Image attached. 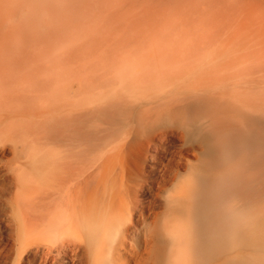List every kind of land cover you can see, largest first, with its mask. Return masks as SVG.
<instances>
[{"label": "bare ground", "instance_id": "obj_1", "mask_svg": "<svg viewBox=\"0 0 264 264\" xmlns=\"http://www.w3.org/2000/svg\"><path fill=\"white\" fill-rule=\"evenodd\" d=\"M213 3L253 30L198 42L209 82L185 89L193 76H171L159 31L130 27L131 15L126 34H108L91 24V0H0V164L12 179L15 264H264V0ZM133 4L186 14L206 2ZM98 32L106 58L91 61ZM119 111L135 123L123 137ZM89 117L91 150L78 152ZM164 117L179 124L183 150L153 174Z\"/></svg>", "mask_w": 264, "mask_h": 264}, {"label": "rangeland", "instance_id": "obj_2", "mask_svg": "<svg viewBox=\"0 0 264 264\" xmlns=\"http://www.w3.org/2000/svg\"><path fill=\"white\" fill-rule=\"evenodd\" d=\"M204 1L206 2L205 6L201 5V7H197L192 11H188L186 14L182 12H156L147 13L149 15H145L144 13H146V11L142 8L138 10L133 4L134 0H91V24L92 22L95 23V25L98 24V22L99 24L102 23L103 30H105L108 34L120 33L119 30L121 31V34H126L122 33V29L126 27L125 17L131 15L129 18L135 20L134 23L130 22V27L140 29V31L145 30L146 32L159 31L158 33H160V38L162 39L159 42L167 45V48H165L162 52L163 57L168 59L170 58L171 60H169L173 65H171V76L192 75L195 81L191 80L189 83L180 85V87L185 89L201 88V80L209 82L205 80L207 77H205L203 74V69L208 66L203 62L209 57L205 56L207 52L205 47L196 48L195 45L198 42L206 40L210 34L214 33V31L227 29V27H230L229 29L232 30H244L245 28H248L249 30L251 28L253 30V27L250 25L251 23L247 20V17L243 18L238 15H231L230 17H233L228 22L227 20L230 17L226 18V16L221 15L220 12V14H218V12H214V0H211L209 3L207 0ZM107 16L110 20H106L104 22ZM111 17H114L115 19L112 20ZM223 22H226V24H223ZM245 24L247 25L245 26ZM102 35L103 34L101 32H98V34L94 36L96 39H91L93 40L91 41V61L97 60V58L100 56L101 59L106 58L104 57V54H102L104 48L101 50L98 44L96 45L95 43V41L99 39L97 37ZM203 36H206V38L201 40L200 37ZM152 63L155 62L152 61ZM93 66L94 64L91 62V68ZM162 75L170 74L163 71L160 76ZM126 83L131 84L132 82L127 81ZM146 93L147 91L145 89V85L142 84L138 98L136 96L135 98H137V100H142L146 97ZM85 103L86 106L91 108L97 102L95 99H91L90 97L85 99ZM122 112L123 111H119V113L116 114V119L118 120L117 133L119 132V135L121 133L120 137H123L129 130H131V125L135 124L130 123L134 120V117L130 111H127V113ZM139 113L137 121L141 120L142 115H144L142 110H140ZM156 117L157 116H155V118ZM83 122V130L80 136H77V139L74 138L75 145L73 148L74 150H78V152H81L85 149L88 151L91 150V143H89L91 142V117L84 119ZM157 122L164 130L167 131L168 139L163 142L162 148L154 151L151 150L149 152L150 155H156L158 157L156 160H152V162H150L151 166L149 171L153 172V174H158L162 163L167 162L171 158H176L178 153L183 150V141L180 137L179 124L173 122L171 119L169 120L167 117H164L155 123ZM87 131L90 132V135H87ZM129 141V138L126 141L123 139L122 143H128ZM124 151V157H128L129 148H126ZM190 159L194 161L196 160V157L192 155L190 156ZM5 161L12 162L10 165H13L16 162V157L13 153L7 151L5 154ZM192 163L193 166H198L197 162ZM190 174L191 171H188L185 177H188ZM11 182L12 179L8 173V170L5 166L0 164V264H15L16 230L14 216L10 204V198L13 192ZM23 264L29 263L25 262ZM32 264H40V261L38 260ZM63 264L75 263L67 262Z\"/></svg>", "mask_w": 264, "mask_h": 264}]
</instances>
